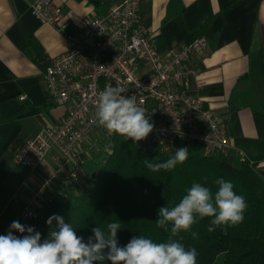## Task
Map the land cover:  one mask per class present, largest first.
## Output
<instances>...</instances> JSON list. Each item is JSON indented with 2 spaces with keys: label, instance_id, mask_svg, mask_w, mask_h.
I'll use <instances>...</instances> for the list:
<instances>
[{
  "label": "crops",
  "instance_id": "crops-1",
  "mask_svg": "<svg viewBox=\"0 0 264 264\" xmlns=\"http://www.w3.org/2000/svg\"><path fill=\"white\" fill-rule=\"evenodd\" d=\"M52 1L76 30L119 0ZM139 6L140 23L161 58L189 44V34L206 24L200 37L207 51L194 61L196 73L173 89L202 101L220 116L228 138L239 147L256 142L260 153L256 170L264 178V0H139ZM64 51L62 33L35 19L25 0H0V218L17 219L28 210H42L63 192L60 180L57 186L40 184L52 165H59L62 172L58 150L29 178L33 187L25 194L22 186L28 175L23 170H29L13 160L28 140L56 124L68 108L48 98L43 79L48 64ZM91 141L89 137L78 149V175L89 170L94 159V154L88 156ZM230 158L236 162L235 155ZM39 188L42 191L30 203L31 192Z\"/></svg>",
  "mask_w": 264,
  "mask_h": 264
},
{
  "label": "built area",
  "instance_id": "built-area-1",
  "mask_svg": "<svg viewBox=\"0 0 264 264\" xmlns=\"http://www.w3.org/2000/svg\"><path fill=\"white\" fill-rule=\"evenodd\" d=\"M25 1L35 19L53 26L65 39V51L51 60L43 79L48 98L68 108L56 124L22 146L14 157L15 164L34 172L58 150L65 158L60 171L68 182L76 181L81 144L95 132L106 141L110 135L96 120L98 93L117 84L127 89L126 95H136L155 126L146 139L131 140L137 147L170 154L179 145L205 155H235L239 162L246 160V152L228 138L220 116L202 101L173 89L196 73L193 63L207 51L202 37L161 58L140 23L139 0H119L103 15L75 26L76 30L52 0ZM41 191L31 192L30 203ZM33 217L30 210L21 215L24 220Z\"/></svg>",
  "mask_w": 264,
  "mask_h": 264
},
{
  "label": "trees",
  "instance_id": "trees-1",
  "mask_svg": "<svg viewBox=\"0 0 264 264\" xmlns=\"http://www.w3.org/2000/svg\"><path fill=\"white\" fill-rule=\"evenodd\" d=\"M204 26L190 34L192 41L201 36ZM191 41V42H192ZM30 45L39 50L35 42ZM246 152V160L235 164L228 157L205 155L189 150L188 159L171 171L152 172L144 161H164L174 156L150 148L141 149L119 134H110L106 149H101L90 160L89 170L80 172L76 181H69L63 192L52 197L44 209L34 212V217L24 220L0 218V235H6L13 221L34 227L41 233L42 242L50 231L57 228V222L50 226V216L59 215L65 223L71 224L78 236L88 241L95 227L107 228L110 222H119L121 229L117 237L120 246L127 245L133 237L143 235L155 242H166L170 233L158 228L156 220L161 207L169 208L177 204L186 190L199 182L217 187L213 181L223 177L234 184L238 195L247 201V210L242 223L236 226L220 227L208 232L210 218L197 220L189 232H181L174 239L186 248L195 247L198 252L197 264H264V178L256 170L260 160L258 144L248 141L240 144ZM171 227V225H169ZM192 232H197L193 238ZM18 237L27 235L13 230ZM182 237V239H181ZM220 261H218V259ZM110 264V262H105Z\"/></svg>",
  "mask_w": 264,
  "mask_h": 264
},
{
  "label": "clouds",
  "instance_id": "clouds-1",
  "mask_svg": "<svg viewBox=\"0 0 264 264\" xmlns=\"http://www.w3.org/2000/svg\"><path fill=\"white\" fill-rule=\"evenodd\" d=\"M126 92L127 89L120 84L108 85L100 91L95 105L96 120L109 134L139 142L146 139L155 126L147 118L146 109L140 106L136 95L128 96ZM188 156L189 150L182 147L167 160L154 162L146 159L144 163L152 172L171 171L183 164ZM213 183L218 186L215 192L194 182L177 204L158 210L157 227L170 233L166 242H155L140 235L120 246L117 237L121 229L119 222L108 223L106 230L93 228V236L85 242L62 216L53 215L47 224L51 228L56 221L57 228L52 229L43 242L41 233L34 227L13 221L8 233L0 235V264H197V249L186 248L174 237L189 232L198 219L206 217L210 218L207 227L210 233L220 227L236 226L243 222L248 207L245 197L236 193L231 181L220 177ZM13 230L28 234L21 238L14 235ZM198 235L192 232L194 239Z\"/></svg>",
  "mask_w": 264,
  "mask_h": 264
},
{
  "label": "rangeland",
  "instance_id": "rangeland-1",
  "mask_svg": "<svg viewBox=\"0 0 264 264\" xmlns=\"http://www.w3.org/2000/svg\"><path fill=\"white\" fill-rule=\"evenodd\" d=\"M100 135L101 134H99L98 132H95L93 135H91L90 139H92L91 142L94 144V145L93 144L91 145V149L86 147V145L83 146L85 149H87V148L89 149V150L87 149L88 150V156L93 155V154L96 155V154L99 153V151L101 149L104 150V149L107 148L108 141L99 139ZM94 140H96V142H93ZM81 147H82V145H81ZM60 158H61L62 162L65 161L64 157L60 156ZM229 162L231 164H233V165L235 164L234 161L231 160V158L229 159ZM58 166L57 165H52L51 168H50L51 169L50 174L47 177L41 176L40 184L44 185L47 181H50V183H53L55 186H57V185H59V180H60V181H62L61 182L62 186H65V184L68 185L69 182H68L67 177L65 178V173L59 172ZM23 171L26 172L27 175H28V179L25 181L24 185L22 186L23 192L25 194L28 191V189L33 187L32 184H29L30 182L28 180H29L30 177H32V176L34 177V175L37 174L38 169L36 170V172L34 171L33 174L30 171H26V170H23ZM220 259L221 258H219L218 261H220Z\"/></svg>",
  "mask_w": 264,
  "mask_h": 264
}]
</instances>
